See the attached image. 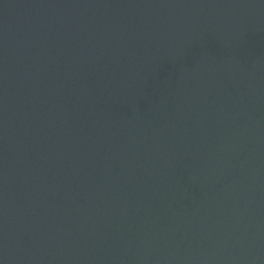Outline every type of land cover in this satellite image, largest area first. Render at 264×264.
<instances>
[{"label": "water", "instance_id": "1", "mask_svg": "<svg viewBox=\"0 0 264 264\" xmlns=\"http://www.w3.org/2000/svg\"><path fill=\"white\" fill-rule=\"evenodd\" d=\"M0 264H264V0H0Z\"/></svg>", "mask_w": 264, "mask_h": 264}]
</instances>
